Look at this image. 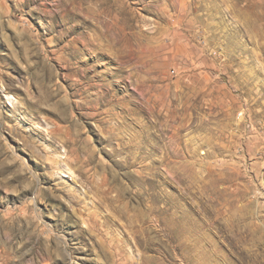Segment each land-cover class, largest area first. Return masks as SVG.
<instances>
[{"label":"rangeland","instance_id":"rangeland-1","mask_svg":"<svg viewBox=\"0 0 264 264\" xmlns=\"http://www.w3.org/2000/svg\"><path fill=\"white\" fill-rule=\"evenodd\" d=\"M0 264H264V0H0Z\"/></svg>","mask_w":264,"mask_h":264}]
</instances>
